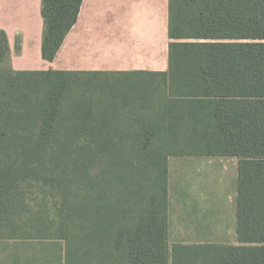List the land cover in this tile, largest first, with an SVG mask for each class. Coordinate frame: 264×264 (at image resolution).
Returning a JSON list of instances; mask_svg holds the SVG:
<instances>
[{
  "label": "trees",
  "instance_id": "trees-1",
  "mask_svg": "<svg viewBox=\"0 0 264 264\" xmlns=\"http://www.w3.org/2000/svg\"><path fill=\"white\" fill-rule=\"evenodd\" d=\"M84 0H42L53 61ZM169 69L14 70L0 30V239L64 264H264V0H169ZM239 158L238 243L169 242V159Z\"/></svg>",
  "mask_w": 264,
  "mask_h": 264
},
{
  "label": "crops",
  "instance_id": "crops-1",
  "mask_svg": "<svg viewBox=\"0 0 264 264\" xmlns=\"http://www.w3.org/2000/svg\"><path fill=\"white\" fill-rule=\"evenodd\" d=\"M169 19V0H84L78 19L55 59L47 61L42 57V0H0V30L7 33L10 65L14 70L120 73L118 76L132 81L150 72L167 71ZM205 164L214 167L210 174L221 178L223 186L222 182L221 185L209 182V174L202 171ZM216 167L229 175L228 187L225 177L215 171ZM168 169L169 237L175 232L180 238L173 243H238L237 233L233 241L227 237L226 241L220 240V230L221 223L227 221L221 208H233L232 213L237 214L239 158L174 156L169 159ZM181 174L186 181L182 183L184 188L178 189ZM190 174L197 177L198 188H192ZM204 174L208 175V182L201 179L206 177H202ZM6 240L23 246L9 254H0V264H64L65 247L61 240L0 239Z\"/></svg>",
  "mask_w": 264,
  "mask_h": 264
},
{
  "label": "rangeland",
  "instance_id": "rangeland-1",
  "mask_svg": "<svg viewBox=\"0 0 264 264\" xmlns=\"http://www.w3.org/2000/svg\"><path fill=\"white\" fill-rule=\"evenodd\" d=\"M195 166H193V168H195ZM212 169H214V167H212L211 165L205 164V166H203V168H202V171L203 172H207L209 174V176H210L209 182H213L214 184H220V185H221V182H222V186H223V180H221V178H217L216 176L210 174V171ZM215 169H216L215 171L218 172L220 177H222V176L225 177V181L227 182V187H228V177H229V175L228 174L224 175L225 173L221 169L218 170L217 167ZM189 171L191 173H194L193 170H189ZM203 176H206L205 178H201L203 180V182H205V181L208 182V175L204 174V175H202V177ZM180 177H181V184L178 185V189L181 188V187L184 188V186H182V183L186 181L185 180V176L183 174H181ZM196 178L192 174L189 175V178H188L189 181H193L191 183L192 188H198V186H197L198 183L195 182ZM201 179H200V181H201ZM179 180H180V178H179ZM204 187H206V186L202 185V188H204ZM207 187H209V184H207ZM191 209L194 210V211H202V210H204L202 208H191ZM232 209L233 208H221L223 219H227V221L225 223L224 222L221 223V230H220L221 231L220 232L221 233V236H220L221 238H220V240L221 239L224 240V238L227 237V239L230 238L228 241H233L236 238V228H235V226H236V216H235L234 212L232 213ZM231 213H232V215H231ZM182 224H184L186 226H191L192 225L191 223H182ZM169 238H171V237H169ZM178 239H180L178 234H176L174 232V233H172V238L169 239L170 240L169 242H170V244H173V241L174 240L176 241ZM224 241H226V240H224ZM22 246H23L22 244L16 245V243H12L9 240L0 241V254H9L11 251H14L16 248H18V249L22 248Z\"/></svg>",
  "mask_w": 264,
  "mask_h": 264
}]
</instances>
